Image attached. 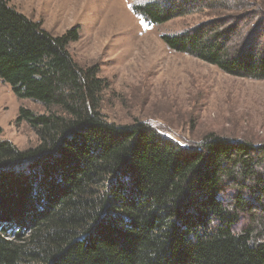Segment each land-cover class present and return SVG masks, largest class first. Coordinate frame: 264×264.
<instances>
[{
    "label": "trees",
    "instance_id": "16d2710c",
    "mask_svg": "<svg viewBox=\"0 0 264 264\" xmlns=\"http://www.w3.org/2000/svg\"><path fill=\"white\" fill-rule=\"evenodd\" d=\"M147 25L207 14L173 53L264 80V0H164L132 7ZM0 0V82L35 147L0 140V264H264V144L207 134L193 146L151 126L108 123L95 67ZM1 133V128H0Z\"/></svg>",
    "mask_w": 264,
    "mask_h": 264
},
{
    "label": "rangeland",
    "instance_id": "374dc122",
    "mask_svg": "<svg viewBox=\"0 0 264 264\" xmlns=\"http://www.w3.org/2000/svg\"><path fill=\"white\" fill-rule=\"evenodd\" d=\"M8 1L53 36L77 29L79 40L68 50L77 66L97 69L104 83L99 112L108 123H145L163 139L183 146H193L210 133L264 144V80L225 75L171 52L160 40L161 35H177L207 20V14L151 26L134 15L132 7L164 0ZM20 107L47 114L43 105L17 99L0 82V140L19 149L35 147L36 133L18 121Z\"/></svg>",
    "mask_w": 264,
    "mask_h": 264
}]
</instances>
